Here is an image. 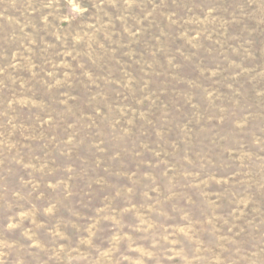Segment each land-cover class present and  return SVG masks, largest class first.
I'll list each match as a JSON object with an SVG mask.
<instances>
[{
	"label": "rangeland",
	"instance_id": "obj_1",
	"mask_svg": "<svg viewBox=\"0 0 264 264\" xmlns=\"http://www.w3.org/2000/svg\"><path fill=\"white\" fill-rule=\"evenodd\" d=\"M0 264H264V0H0Z\"/></svg>",
	"mask_w": 264,
	"mask_h": 264
}]
</instances>
